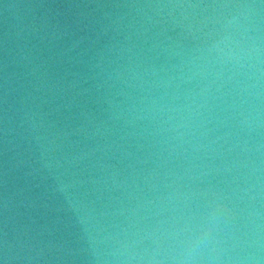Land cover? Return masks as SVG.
<instances>
[{"label":"water","instance_id":"95a60500","mask_svg":"<svg viewBox=\"0 0 264 264\" xmlns=\"http://www.w3.org/2000/svg\"><path fill=\"white\" fill-rule=\"evenodd\" d=\"M0 264H264V0H0Z\"/></svg>","mask_w":264,"mask_h":264}]
</instances>
